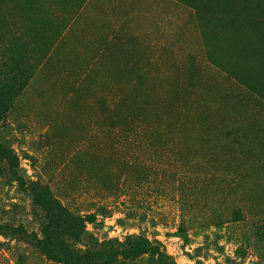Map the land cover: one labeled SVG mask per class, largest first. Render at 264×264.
I'll use <instances>...</instances> for the list:
<instances>
[{
  "label": "rangeland",
  "instance_id": "obj_1",
  "mask_svg": "<svg viewBox=\"0 0 264 264\" xmlns=\"http://www.w3.org/2000/svg\"><path fill=\"white\" fill-rule=\"evenodd\" d=\"M218 5L0 0V264H264L261 49Z\"/></svg>",
  "mask_w": 264,
  "mask_h": 264
},
{
  "label": "trees",
  "instance_id": "obj_2",
  "mask_svg": "<svg viewBox=\"0 0 264 264\" xmlns=\"http://www.w3.org/2000/svg\"><path fill=\"white\" fill-rule=\"evenodd\" d=\"M250 7L246 9L238 0H213V3H218V7L225 9L230 14L236 13V17H234L231 21H229L227 27L222 28L223 30L217 34L215 37H210L211 43L215 45L220 41H225V46L234 50V52H227L225 55L222 53L220 47H216L218 52L227 58L229 61L237 60L236 62L245 64L249 62V50L256 48H260L259 53L261 55V61H256L257 68H262L264 71V0H249ZM257 12L259 16L257 15ZM255 13V16H254ZM219 16V21H221V16ZM225 29V32H224ZM241 30L248 31L252 34L253 40L246 39L244 41V36L240 37L238 33ZM239 31V32H238ZM230 36V37H228ZM250 41L252 43H250ZM248 51V52H247ZM246 52V53H245ZM254 53V52H253ZM255 54V53H254ZM231 62V61H230ZM233 62V61H232ZM0 160L8 163L9 167L13 168L18 167V157L12 151L8 150L6 146H3L0 143ZM20 179L18 175H15ZM1 229V226H0ZM131 251L136 252H149L158 257V260L162 264H176V262L172 259L171 255L168 254L160 245L155 244L154 241L149 239L148 237H137L133 241L125 243V244H117L115 246L110 245L108 251L102 252L103 257L112 258L118 254L123 256H129ZM95 254L88 252L84 255L82 262L77 263L71 260L70 258H65L64 262L67 264H91L92 258ZM62 257V256H60Z\"/></svg>",
  "mask_w": 264,
  "mask_h": 264
}]
</instances>
